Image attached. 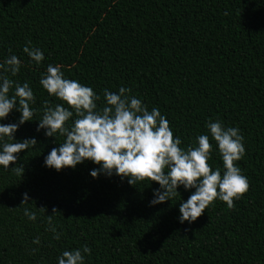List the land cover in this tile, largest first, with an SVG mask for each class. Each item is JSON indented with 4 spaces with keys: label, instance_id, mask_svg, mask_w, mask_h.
Here are the masks:
<instances>
[{
    "label": "trees",
    "instance_id": "obj_1",
    "mask_svg": "<svg viewBox=\"0 0 264 264\" xmlns=\"http://www.w3.org/2000/svg\"><path fill=\"white\" fill-rule=\"evenodd\" d=\"M29 41L44 52L39 65L22 52ZM11 54L22 65L9 78L28 81L36 98L32 121L13 139L37 143L16 154L21 174L0 168V264H56L81 245L90 248L84 264H264V0H0V62ZM49 63L92 87L98 107L105 88H130L166 116L180 147L207 133L206 121L238 127L245 155L235 163L248 191L231 209L216 200L180 223L178 204L193 189L178 186L170 201L149 206L154 181L93 178L98 165L90 160L59 171L44 166L63 141L36 130L45 102H60L39 85ZM18 117L11 110L0 122ZM210 143L208 163L222 167ZM24 192L30 199L20 204Z\"/></svg>",
    "mask_w": 264,
    "mask_h": 264
},
{
    "label": "clouds",
    "instance_id": "obj_2",
    "mask_svg": "<svg viewBox=\"0 0 264 264\" xmlns=\"http://www.w3.org/2000/svg\"><path fill=\"white\" fill-rule=\"evenodd\" d=\"M22 52L27 54L29 63L39 65L44 60V52L31 46V41L22 47ZM21 65L15 54L0 62V121L11 110L19 112L15 122H0V168L18 174L23 168L16 164V154L37 143L35 137L13 139L20 125L32 121L31 105L36 102L28 81L21 83L9 78L20 72ZM62 68L61 64L49 63L39 78L41 88L60 102L54 106L45 102L36 130L44 129V135L54 139L57 135L63 137L44 157V166L59 171L90 160L98 165L90 170L93 178L102 173L119 176L121 180L127 178L129 185L145 179L148 183L154 181L158 187L153 189L149 206L170 201L179 194L178 186L186 191L193 189L178 204L180 223L191 224L216 200L231 209L234 200L248 191V178L235 163L245 155L244 137L238 127L227 126L219 119L206 121L207 133L196 135L192 143L180 147L181 137L173 135L166 116L158 107L149 110L137 95L131 94L130 88L120 86L116 92L105 88L104 103L98 107L99 94L92 87L65 76ZM210 137L215 141L222 167L213 168L208 163L213 155ZM21 197L20 204L30 199L27 192L21 193ZM23 214L28 220L36 219V212L28 208L23 209ZM51 231L54 239L62 235L55 228ZM32 242L39 244V237H34ZM88 253L87 245L64 250L56 257V264H84Z\"/></svg>",
    "mask_w": 264,
    "mask_h": 264
}]
</instances>
